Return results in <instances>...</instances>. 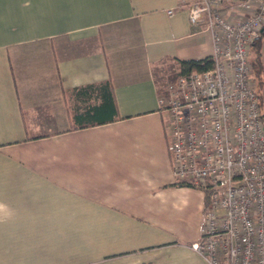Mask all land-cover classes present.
Wrapping results in <instances>:
<instances>
[{
  "label": "crops",
  "instance_id": "0c3cea01",
  "mask_svg": "<svg viewBox=\"0 0 264 264\" xmlns=\"http://www.w3.org/2000/svg\"><path fill=\"white\" fill-rule=\"evenodd\" d=\"M194 1L0 0V264H208L153 73L211 56ZM109 80L119 117L79 128Z\"/></svg>",
  "mask_w": 264,
  "mask_h": 264
},
{
  "label": "built area",
  "instance_id": "2783aa9c",
  "mask_svg": "<svg viewBox=\"0 0 264 264\" xmlns=\"http://www.w3.org/2000/svg\"><path fill=\"white\" fill-rule=\"evenodd\" d=\"M187 11L211 35L213 66L177 76L158 99L171 173L205 196L191 247L208 264H264V89L250 62L264 0H196Z\"/></svg>",
  "mask_w": 264,
  "mask_h": 264
},
{
  "label": "trees",
  "instance_id": "16d2710c",
  "mask_svg": "<svg viewBox=\"0 0 264 264\" xmlns=\"http://www.w3.org/2000/svg\"><path fill=\"white\" fill-rule=\"evenodd\" d=\"M262 32L263 33L261 37L253 44L250 55V62L252 65V70H254V79L257 84V91L259 94L264 89V57L262 53L264 30ZM177 61V76H187L190 72L210 69L213 66V60L209 56L201 58L200 60L177 59ZM86 88L87 89H84L86 91H91L94 93L96 91V98L100 99V102L88 109L86 113L79 114L82 117L81 121H77V126L79 128L87 126L92 127L94 125H104V123L115 121L119 117V113L117 111V104L113 99V88L110 80L91 85L90 87L87 86Z\"/></svg>",
  "mask_w": 264,
  "mask_h": 264
},
{
  "label": "rangeland",
  "instance_id": "374dc122",
  "mask_svg": "<svg viewBox=\"0 0 264 264\" xmlns=\"http://www.w3.org/2000/svg\"><path fill=\"white\" fill-rule=\"evenodd\" d=\"M262 45H263L262 52H263V57H264V43ZM173 68H174L173 62H165V63H163V65L154 68L155 71L153 73L156 75V82H157V87H159L160 95H165V93H166L165 91L163 92V85L166 82H168V85H169V84L173 83L174 80H176L178 73H175ZM263 70H264V67H263ZM174 181L177 182V180H175V179H174ZM183 185L193 187V186L187 185V184H183ZM194 188H196V187L194 186L193 189Z\"/></svg>",
  "mask_w": 264,
  "mask_h": 264
}]
</instances>
